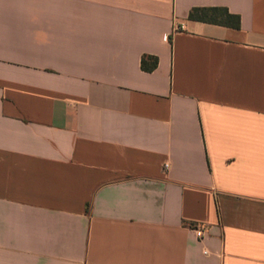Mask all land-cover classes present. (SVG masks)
Returning a JSON list of instances; mask_svg holds the SVG:
<instances>
[{
  "label": "crops",
  "instance_id": "crops-1",
  "mask_svg": "<svg viewBox=\"0 0 264 264\" xmlns=\"http://www.w3.org/2000/svg\"><path fill=\"white\" fill-rule=\"evenodd\" d=\"M0 264H264V0H0Z\"/></svg>",
  "mask_w": 264,
  "mask_h": 264
},
{
  "label": "trees",
  "instance_id": "trees-1",
  "mask_svg": "<svg viewBox=\"0 0 264 264\" xmlns=\"http://www.w3.org/2000/svg\"><path fill=\"white\" fill-rule=\"evenodd\" d=\"M190 18L222 26L240 27V17L232 15L227 8H196L190 12ZM148 60H151V65ZM157 64L158 60L156 58L143 57L142 59V68L145 71L155 70Z\"/></svg>",
  "mask_w": 264,
  "mask_h": 264
},
{
  "label": "built area",
  "instance_id": "built-area-1",
  "mask_svg": "<svg viewBox=\"0 0 264 264\" xmlns=\"http://www.w3.org/2000/svg\"><path fill=\"white\" fill-rule=\"evenodd\" d=\"M166 167H167V165H166ZM194 230H195L198 238H203L204 237L205 231H204L203 228L196 227V228H194Z\"/></svg>",
  "mask_w": 264,
  "mask_h": 264
}]
</instances>
